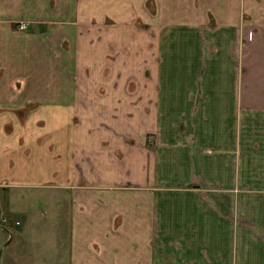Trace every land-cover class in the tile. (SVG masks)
<instances>
[{"label": "rangeland", "instance_id": "1", "mask_svg": "<svg viewBox=\"0 0 264 264\" xmlns=\"http://www.w3.org/2000/svg\"><path fill=\"white\" fill-rule=\"evenodd\" d=\"M198 2L0 0V28L6 20L12 21L15 32L8 38L14 53L10 64L12 71L8 73L17 76L22 72H18L20 67L24 71L19 83L14 81V88L20 90L25 82V89L40 91L49 99L58 95L77 96L87 122L83 120L82 126L87 132H95V142H102L106 148L109 143L132 154L128 149L132 150L137 141V133L133 130L135 114L141 113L143 120H149L146 105L139 109L138 101L142 98L144 103L149 102L150 95L156 92L142 87L139 93L138 83L147 86L157 79L164 84L168 77L177 82V86L170 88L172 95L186 94L188 90L189 95L194 90L198 95H208L210 80L213 84L217 81L235 83L237 71L238 94L244 95L245 75L253 74L254 77L262 71L258 64L262 63L264 55L247 57L246 48H252V42L261 52L258 39L264 35V25L258 22L245 24L247 16L240 11L239 33L233 42L234 32L226 29L224 23H216L213 16L225 21L232 19L230 23H235L236 0H210L206 7L212 14ZM244 3L240 6L244 11L252 9L253 5L249 6L247 0ZM256 9L257 6L252 19L257 17ZM134 16L136 20L132 21ZM48 19L55 21L48 24ZM69 20H73L72 24ZM20 23L25 24L23 29L18 28ZM244 31L250 32L244 34ZM39 35L43 38H37ZM226 45L233 49L232 58L224 54ZM216 89L219 88L214 87L210 94H216ZM221 91L224 94L225 88ZM33 105L36 103L29 102L28 110ZM14 113L20 120L26 117L25 111L15 110ZM72 123L78 126L77 120ZM142 134L145 140L152 141L148 131ZM87 160L76 167L77 175L83 177L78 184H48L22 189L15 186L13 191L8 189V194L0 190V264H137L141 257L142 260L151 258L150 264H177L183 257L186 258L184 264H193L191 257L201 260L200 252L195 248L179 246L177 242H171L174 246L167 244L161 237L167 232L161 229L154 233V243L144 246L135 229L134 214L139 211L135 208L137 199L142 203L146 198L134 195L137 189L129 182L133 171L127 166L126 169L120 167L126 172L125 182L111 183L109 188L106 186L100 191L104 197L98 201L109 214L108 224L102 225L105 228L104 246L100 247L97 239L89 240L83 231L72 237L73 220L78 218L79 223L85 220L87 212L82 208L85 194L94 189L85 176ZM197 173L194 171L189 175L194 178ZM168 174L178 178V182L173 183L176 188L167 192L166 187L170 184L165 181V176ZM157 175V194L151 200L152 204L157 203V210L161 206L164 212V207L171 204L178 207L182 202L192 200L196 208L209 207L222 212L220 218L227 221L226 199L209 198L203 187V190L191 188L182 181L180 168L174 167L172 172L170 168L164 172L158 170ZM258 189L264 191V184L256 187ZM193 190L198 194L189 195L188 192ZM263 194L254 192L247 202L240 200L241 205L254 210L253 218L256 214L260 220L263 216L258 213L264 210V200L259 196ZM76 198L81 203L74 208ZM262 234L259 237L264 240V232ZM205 249L201 251L207 252L200 255L214 261V255L208 254L211 248Z\"/></svg>", "mask_w": 264, "mask_h": 264}, {"label": "crops", "instance_id": "2", "mask_svg": "<svg viewBox=\"0 0 264 264\" xmlns=\"http://www.w3.org/2000/svg\"><path fill=\"white\" fill-rule=\"evenodd\" d=\"M244 1L236 0L233 14L237 17L235 23H230L232 19L225 21L217 17L218 20L213 14L216 23H224L226 29L234 32L233 42L239 33L240 11L247 16L245 24L255 25L258 22L264 25V0H247L249 6H253L246 11L241 8ZM199 2L200 6L206 7L210 0ZM256 6L257 17L252 19ZM206 10L211 13L208 7ZM53 20L48 19L46 22L51 24ZM133 20H136L135 16ZM72 22L69 20L68 23ZM11 23L6 20L0 28L3 30L0 32V190L9 193L8 189L13 191L15 186L22 189L41 188L48 184H78L83 177L77 175L76 167L88 158L85 176L94 189L85 194L82 208L86 209L87 214L82 216L86 218L80 223L78 218L73 220L71 236L83 231L89 240L97 239L99 246L103 247L105 228L102 225L108 224L109 214L98 201V198L104 197L100 191L106 186L109 188L111 183L125 182L126 172L120 167L126 169L127 166L133 171L129 182L137 189L134 195L146 198L142 203L137 199L135 208L139 211L134 214L135 229L139 232L140 240L144 241V246L154 243L153 235L161 229L167 232L161 236L167 244L177 242L179 246L195 248L203 254L207 252L201 251L203 248H211L208 254L214 255V261H209L199 253L201 260L191 257L193 264H264V240L259 237L264 232V210L258 213L263 216L261 220L256 214L253 218L254 210H249L240 202H247L254 192L264 193L262 189L256 190V187L264 184V59L258 64L262 66L259 75H245L244 95L238 94L237 71L235 83L217 81V84H213L212 80L209 81L208 92L214 87L219 88L214 95L210 92V95H198L195 90L191 95L187 93L189 90L186 94L172 95L170 88L177 86V82L168 77L164 84L157 79L147 86L138 83L139 93L142 87L147 91L155 89L156 92L150 91L154 94L150 95L151 101H145L146 104L142 98L138 101L139 109L146 105L149 120H143L141 113L138 116L135 114L133 130L137 133V141L132 150L128 149L133 153L129 151L128 154L124 148L109 143L106 148L102 142H95V132H87V128L82 126L85 117L77 96L58 95L49 99L40 91L25 89V82L21 85L23 88L15 90L14 81L19 83L24 71L20 67L18 72H22H17V76L8 73L12 71L10 64L14 60L8 41L9 37L15 35ZM56 23H59L58 20ZM245 32L249 34L250 31ZM259 38L261 52L251 42L252 48H246L247 57L252 54L264 55V35ZM225 49L224 54L232 58L233 49L227 45ZM222 88H225L224 94H221ZM29 102L36 105L28 110ZM15 110L25 111L26 117L20 120ZM75 120L78 123L76 127L72 125ZM84 123L87 124L85 120ZM145 131L151 134L152 141L142 137ZM174 167L180 168L182 181L190 184L191 188L203 187L209 193V198L226 199L227 221L220 218L222 212L209 207L196 208L192 200L182 202L178 207L171 204L170 207H164V212L159 205L157 210V203L152 204L151 201L157 194V172L169 168L172 172ZM194 171L198 173L193 178L189 174ZM165 177V181L170 184L166 191H172L176 188L173 183H177L178 178L172 174ZM188 194L196 195L198 192L193 190ZM259 198L264 200V194ZM80 203L79 198H76L74 208ZM217 213L219 216H216ZM170 245L174 246L173 243ZM192 252L194 254V250ZM184 259L181 258L177 264H184ZM151 262V258L137 259V264Z\"/></svg>", "mask_w": 264, "mask_h": 264}, {"label": "built area", "instance_id": "3", "mask_svg": "<svg viewBox=\"0 0 264 264\" xmlns=\"http://www.w3.org/2000/svg\"><path fill=\"white\" fill-rule=\"evenodd\" d=\"M24 25H25V24L20 23V25L18 26V28H19V29H20V28L23 29V28H24Z\"/></svg>", "mask_w": 264, "mask_h": 264}]
</instances>
